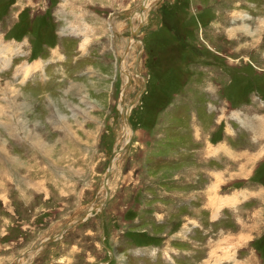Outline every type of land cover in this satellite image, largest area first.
I'll use <instances>...</instances> for the list:
<instances>
[{"label":"rangeland","instance_id":"374dc122","mask_svg":"<svg viewBox=\"0 0 264 264\" xmlns=\"http://www.w3.org/2000/svg\"><path fill=\"white\" fill-rule=\"evenodd\" d=\"M143 1L0 0V264H264V0Z\"/></svg>","mask_w":264,"mask_h":264},{"label":"water","instance_id":"95a60500","mask_svg":"<svg viewBox=\"0 0 264 264\" xmlns=\"http://www.w3.org/2000/svg\"><path fill=\"white\" fill-rule=\"evenodd\" d=\"M145 1L146 0H144L143 2H142V4H141V7H140V10H139V12L138 13H140L139 15H141L142 13H143V11H146V8L144 7L145 5ZM135 33L136 32H132V35H135ZM143 92V90L140 92V94ZM124 150V148H122L119 152H117V153H115L113 156H115L116 154L118 155L119 153H121L122 151ZM110 167H111V163H110V165H109V168H108V172H107V174H106V178H105V180H104V183H103V188H104V190L106 191L107 190V188H106V183H107V177H108V175H109V171H110ZM69 228V227H68ZM53 240V239H52ZM46 243H47V241H46Z\"/></svg>","mask_w":264,"mask_h":264},{"label":"bare ground","instance_id":"6f19581e","mask_svg":"<svg viewBox=\"0 0 264 264\" xmlns=\"http://www.w3.org/2000/svg\"><path fill=\"white\" fill-rule=\"evenodd\" d=\"M145 5V4H144ZM145 7V6H144ZM140 14V13H139ZM143 14V13H142ZM140 18H142V16H140ZM134 42H135V37H134V35H133V39H132ZM128 113H129V111L127 112V116H128ZM131 130V129H130ZM128 132H129V130H128ZM127 132V134L126 135H130L129 133ZM106 185H107V183H106Z\"/></svg>","mask_w":264,"mask_h":264}]
</instances>
